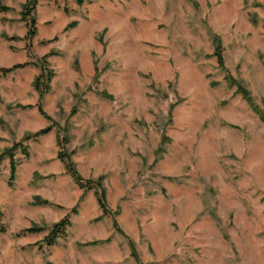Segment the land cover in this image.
I'll list each match as a JSON object with an SVG mask.
<instances>
[{"label": "rangeland", "instance_id": "374dc122", "mask_svg": "<svg viewBox=\"0 0 264 264\" xmlns=\"http://www.w3.org/2000/svg\"><path fill=\"white\" fill-rule=\"evenodd\" d=\"M26 2L0 0V68L26 64L0 76V128L52 130L15 152L12 188L0 166V264H264V124L211 42L264 114V0H40L34 25ZM63 153L83 181L102 177L106 216Z\"/></svg>", "mask_w": 264, "mask_h": 264}, {"label": "trees", "instance_id": "16d2710c", "mask_svg": "<svg viewBox=\"0 0 264 264\" xmlns=\"http://www.w3.org/2000/svg\"><path fill=\"white\" fill-rule=\"evenodd\" d=\"M40 0H27L26 4L23 6V11L21 12L23 20L29 19L30 24L34 25V19L32 16V13L34 12L35 8L37 7V4ZM47 1H54L57 2L59 0H47ZM77 3L81 4L82 0H76ZM9 8L0 6V13L8 12ZM65 11V9H64ZM74 23H70L67 27L73 26ZM29 38L32 39L35 36V31L29 30ZM213 50H212V56L215 60L216 67L224 73V81L229 85L233 86L235 88V91L240 96L242 100H244L249 108L258 116L259 120L264 124V114L259 111L257 107L254 106L252 103L249 94L247 91L240 85L237 81H235L227 72V70L224 67L223 58L221 54V47H220V41L216 36H213L211 39ZM44 62V61H43ZM45 64V63H44ZM24 65H14L11 68H0V76H6L7 74L13 72L14 70L24 67ZM46 68H43L41 76H44L45 73H47ZM47 81L49 82L51 80V77L48 76ZM35 89L39 92L40 96L45 95L48 92L47 85L42 87V83L40 84V78H37L34 82ZM1 103V98H0ZM37 110L39 114L45 118L48 122L51 121L50 117H48L44 111L42 110V107L40 103H37ZM52 128L50 126L45 127L43 129H40L39 131L35 133L27 134L23 137V139L19 142L14 143L10 148L5 149L0 153V166L3 160L7 159L9 161V178L7 181V185L9 188H12L14 186L15 176H16V169L21 163V161H17L14 159L15 152L21 151L24 160L28 159L29 153H28V147L24 145V143H27L30 140H35L36 138L46 135L49 132H51ZM58 158L61 160L65 172L72 178L74 183L83 190L84 193L93 190L94 194L97 199V203L99 205V208L103 215H107L108 211L106 208V202H105V193L104 189L102 187V177H100L97 181H83V179L78 175L74 165L69 161L67 154L63 153L58 156ZM73 214H76V209L72 210ZM112 225L115 231L122 234L116 220H112ZM71 226V222L69 217H64L59 222L53 224L50 229H48V234L44 239V242L48 247L54 246L58 239L64 238L67 235V231ZM47 231L45 227H39V226H31L29 228L23 229L21 231V234H40ZM7 232V227L3 222V212L0 208V234H5ZM131 249V255L135 254V250L133 248V245L130 244Z\"/></svg>", "mask_w": 264, "mask_h": 264}, {"label": "crops", "instance_id": "0c3cea01", "mask_svg": "<svg viewBox=\"0 0 264 264\" xmlns=\"http://www.w3.org/2000/svg\"><path fill=\"white\" fill-rule=\"evenodd\" d=\"M60 1V0H59ZM59 1H57L56 3H58ZM77 3V2H76ZM79 4V3H77ZM9 12V11H8ZM7 12H4V13H0V14H6ZM9 129H3V128H0V150L1 152L4 151L5 149L7 148H10L14 143L16 142H19L21 137H22V133H23V129L22 128H19L17 130H14L11 126V124H9ZM24 128V127H23ZM50 134V132L46 135H43V136H40L38 138H36L35 140H30L28 141L27 143H24V145H26L28 147V143L30 142H34V143H37L39 140L43 139L44 137L48 136ZM0 152V153H1ZM16 153H19L22 155L21 151H16ZM15 153V154H16ZM28 153H29V148H28ZM22 159L23 158V155L21 157ZM5 161H7L9 163V161L7 159H5ZM4 162V160H3ZM2 164V163H1ZM21 165V164H20ZM19 165V166H20ZM17 171V169H16ZM2 210V209H1Z\"/></svg>", "mask_w": 264, "mask_h": 264}]
</instances>
